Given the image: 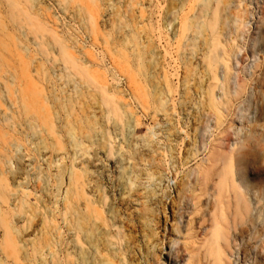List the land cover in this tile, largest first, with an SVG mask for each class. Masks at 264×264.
Wrapping results in <instances>:
<instances>
[{
  "label": "bare ground",
  "instance_id": "obj_1",
  "mask_svg": "<svg viewBox=\"0 0 264 264\" xmlns=\"http://www.w3.org/2000/svg\"><path fill=\"white\" fill-rule=\"evenodd\" d=\"M24 1L32 9L39 7L36 0ZM53 1L66 17L75 19L88 37L101 28H112L115 39L125 44L132 59L143 68L141 76L157 89L162 82V91L172 93L166 66L168 52L155 43L149 30L140 26L148 20L142 7L153 5L154 0ZM204 1V20L195 24L185 10L175 18L169 7L163 12V26L172 19L175 35L194 26L204 34L202 63L226 95L230 59L236 53L232 40L240 36L243 19L222 22L218 12L212 11L211 0ZM17 6L18 3L16 7L14 3L8 6L7 15L14 9V18H0V264H154L160 253H171L170 233L175 222L166 218L158 205L163 203L175 213L179 201L190 190L189 176L178 172L182 162L173 154L169 159L158 154L153 160H140L143 168L139 174L147 183L145 187L135 183L133 172L119 167L117 193L107 195L103 178L110 163L103 155L108 146H115L107 137L108 126L111 124L115 131L125 128L130 139L135 114L113 86L104 89L111 118L101 107L89 106L88 98L98 92L84 67V47L74 37H70L68 45L66 38L31 31L30 41L38 49L30 62L13 52L6 58L5 35L16 41L26 34L22 20L17 18ZM32 29L35 30L33 23ZM218 71L223 72V80ZM261 87L264 108V75ZM196 92L204 94L202 89ZM242 92L243 86L236 84L234 94ZM205 94L210 109L218 112L222 120L223 110H219L221 103L215 92ZM159 98L170 120L165 138L173 149V142L182 137L183 131L171 123L173 106L160 95ZM192 100L189 91H183V105L196 110ZM260 127L261 124L254 126V135L236 156L235 164L231 156L214 154L194 170L192 175L203 187L205 202L212 206V218L202 230V237L195 232L194 218L189 219L186 264H233V222L247 224L245 220H255L247 196L252 191L251 182L246 174L251 160H261L262 140L257 138ZM149 135L152 145L147 151L155 152L159 144L157 130L150 129ZM37 161L43 163L41 170ZM43 166L51 170L54 190L44 186L42 193L47 200L38 199L32 204L26 187L32 178L44 175ZM171 182L173 193L164 189ZM231 216L234 220L230 222Z\"/></svg>",
  "mask_w": 264,
  "mask_h": 264
},
{
  "label": "rangeland",
  "instance_id": "obj_2",
  "mask_svg": "<svg viewBox=\"0 0 264 264\" xmlns=\"http://www.w3.org/2000/svg\"><path fill=\"white\" fill-rule=\"evenodd\" d=\"M36 2L38 9H32L24 0H0V18L4 19L8 16L14 18V9L7 15L8 6L14 3L16 7L18 3L17 18L22 20V25L26 28V34L21 35L16 41L11 36L8 38L5 35L6 41H3L9 51L6 58L13 52L23 57L26 63L30 62L38 49L30 41L31 31L52 38H66L68 45H71L70 37H74L84 47L82 54L85 58L84 67L88 69L91 85L98 92L92 93L88 98L89 106L101 107L109 118L110 110L104 100V89L113 86L116 87L118 97L126 102L135 114V120L130 124V139L125 128L121 127L119 131H115L111 124L108 126L107 137L115 146H108L107 153L103 155V159L110 163V169L105 172L103 178L105 193L107 195L117 193L116 179L119 167L133 172L135 183L145 187L147 183L139 174V170L143 168L140 160H153V157L158 158V154L166 156V159L173 154L176 160L182 162L178 166L180 176H189L190 190L183 200L179 201L175 213L163 203L158 205L164 216L175 222L169 242L172 251L169 254L160 253L154 264H186L185 235L189 219L194 218L195 232L202 237V230L209 225L212 218V206H207L202 192L203 187L192 175L194 170L207 163L214 154L231 156L235 164L236 156L242 151L248 138L254 135V126L261 124L257 133V138L262 140L259 147L261 160H251L246 174L251 182L252 191H248L247 196L248 198L250 196L255 220L253 219L254 223H252V218H249L245 220L247 224H239L242 221L233 222L234 228L230 231L232 234L230 254L233 264H264V108L260 101L264 75V10L262 8L264 0H211L210 2L212 11L218 12L222 22L229 23L235 17H242L244 24L240 36L232 40L236 53L230 59V76L225 82L226 95L220 91L218 82L211 79L210 69L202 63L200 53L204 34L194 26L175 35L172 19L163 26V12L169 7L173 8L175 18L179 17L181 10H185L187 17L195 24L204 20V0H154L153 5L142 7V14L148 20L140 26L149 30L155 43L168 52L166 66L171 75L172 93L162 91V82L157 84V89L141 76L143 68L132 59L125 44L115 39L112 28L106 30L101 28L88 37L75 19L64 15L55 1L36 0ZM32 23L35 25V30L32 29ZM9 24L13 25V23ZM126 24L127 22L124 23L125 26ZM129 24L131 25V22ZM71 51L74 53L72 48ZM1 54L2 50L0 56ZM218 73L223 80V72L218 71ZM118 79L121 80L120 83ZM157 79L161 81V78ZM236 84L243 86V92L239 96L234 94ZM198 89H202L204 94H198L196 92ZM185 90L191 94L192 105L196 110L183 105ZM211 90L215 92L219 104L221 103L219 110H223L222 120L220 114L210 109L207 102L208 97L205 92ZM159 95L173 106L175 115L171 123L183 131L182 137L173 142V149L169 147L165 138V129L170 120L162 109ZM150 129L157 130L159 144L155 152L147 151L152 145ZM121 160H124L123 165ZM42 165L41 161L36 162L40 170ZM221 166L222 162L219 164L220 168ZM43 168L44 175L41 178H32L26 187L31 194L29 200L32 204L37 203L38 199L47 200L42 193L44 186L50 191L54 190L55 181L52 179L51 170L45 166ZM172 175L175 178V173ZM172 185L173 182L170 186L166 184L164 189L173 193ZM231 220H234L232 216L230 222ZM135 235L137 236V233Z\"/></svg>",
  "mask_w": 264,
  "mask_h": 264
}]
</instances>
